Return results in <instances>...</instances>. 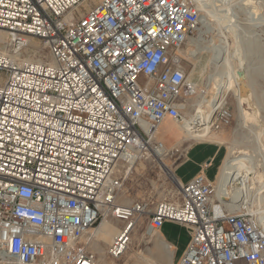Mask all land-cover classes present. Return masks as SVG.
I'll return each mask as SVG.
<instances>
[{
  "label": "built area",
  "instance_id": "2783aa9c",
  "mask_svg": "<svg viewBox=\"0 0 264 264\" xmlns=\"http://www.w3.org/2000/svg\"><path fill=\"white\" fill-rule=\"evenodd\" d=\"M0 0V250L7 264H97L89 230L121 222L120 258L137 224L190 231L176 264H264V228L245 209L212 207L203 174L173 201L119 205V163L163 148L166 119L185 120L190 93L180 51L199 28L193 0ZM82 9V10H81ZM38 40L44 57L31 56ZM32 52V51H31ZM186 100V101H185ZM224 105L210 129L230 125ZM4 264V263H3Z\"/></svg>",
  "mask_w": 264,
  "mask_h": 264
},
{
  "label": "rangeland",
  "instance_id": "374dc122",
  "mask_svg": "<svg viewBox=\"0 0 264 264\" xmlns=\"http://www.w3.org/2000/svg\"><path fill=\"white\" fill-rule=\"evenodd\" d=\"M98 1L89 0L82 8L87 9ZM193 1L199 12L198 32L180 51L187 81L196 93L188 99L193 103L192 98L201 93H204L205 100L213 99L217 84L209 86L208 81L215 67L213 57L217 56L219 63L216 67L223 73L230 70L235 77L232 90L225 93L219 105L229 108L232 113L231 123L218 131L209 129L202 141L186 140L178 124L164 123L156 131L155 140L162 143L167 150L166 154L164 157L161 154H148L149 160L138 159L130 169L125 165L119 166L124 176L121 174L120 177L122 188L117 203L130 205L135 201H145L151 210L159 202L177 198L179 189L173 179L182 184L180 181L197 172L206 173L215 186L218 171L224 161L237 156L241 151L244 155H238L237 159L247 163L246 182L254 188L244 207L247 213L257 217L259 212L264 211V0ZM28 47L39 48L41 57L45 56V50L38 40H32ZM195 48L199 53L197 58L191 56ZM3 49L4 45L0 44V50ZM235 94L241 98L242 115L236 106ZM153 157L163 158L164 163L159 164ZM207 161L210 167L206 166ZM239 186L238 181L234 183V187ZM258 192L263 202L260 209L252 201ZM106 220L117 225L118 234L122 224L111 217L102 220L95 229L98 226L100 228ZM170 224L186 229L176 223ZM146 231L147 222L143 218L133 231L126 252L118 259H111L106 252L117 234L106 245L102 244L101 252L94 250L91 245L88 249L96 254L97 264H161L159 256L172 258V264H176L181 255L165 241L161 232L157 234L166 244L156 247ZM180 241L182 246L186 244L185 235L180 237Z\"/></svg>",
  "mask_w": 264,
  "mask_h": 264
},
{
  "label": "bare ground",
  "instance_id": "6f19581e",
  "mask_svg": "<svg viewBox=\"0 0 264 264\" xmlns=\"http://www.w3.org/2000/svg\"><path fill=\"white\" fill-rule=\"evenodd\" d=\"M246 24L250 25V23L248 22ZM5 36H6L5 33L0 32L1 45H4V42L6 41ZM28 50H32L33 57L35 58H38L42 55V52L39 48L28 47ZM236 52L238 53L239 51L236 50ZM197 55H199V53L197 51V48H195V50L193 49V51L191 52V56L193 58H197ZM217 58H218L217 56L213 57V60L215 61V67L208 81L209 86L215 83L217 84L216 92L214 94L213 99L211 101H207L205 100L204 93H201L196 98H192L194 100L193 103H190L191 99H187V101L185 100L187 103L185 105L187 108H185L184 110L185 120L182 123H175L170 119H166L159 125V127L165 121L169 120L175 124H178L179 130L182 133H184V135H186V140H190V141L203 140L202 137L205 136L210 129V123L212 120V114L214 110L219 107L220 102L223 100L225 93L232 90V83L235 80V77L232 75V72L230 70L223 73L219 70L218 67H216L217 63H219ZM189 94L195 96L196 95L195 90L190 88ZM234 96H235L236 106L239 110V113L242 115L243 108H242L241 98L240 96H238V94H235ZM166 152L167 150L165 148H162L158 152H152L151 155L155 156V154H161L164 157ZM240 154L244 155V153H242L241 151L239 152L238 155ZM238 155L234 157H229L227 160H225L223 165L220 167L218 171L215 180L216 195L214 198V202L212 204V207L214 209H217V205H218L217 203H221L225 205L228 212L237 213V211H241L245 209L244 204H246V202L249 201V195L254 190L253 186L247 184L246 182L247 169H248L247 163H245V160L237 159ZM153 158L161 165L164 163L163 158H159V159L156 157ZM140 159L149 160L150 158L149 156H146ZM119 166H124V164L119 163ZM237 181L239 182L240 186L234 187V183H236ZM173 182L177 187V189H179L181 184H178L176 179H173ZM256 196L257 197L252 201L254 204L256 203L258 209H260L259 206L263 203V202L261 203L262 196L259 194V192L256 193ZM256 219L260 223V225L264 228V211L259 212V215L256 217ZM116 232H117V225L106 220L104 221V223L100 228L98 227L96 229L93 228L89 230L86 235V240L87 239L90 240V245L92 248H94V250L101 252L102 244L106 245L109 242V240H111L117 234ZM146 234L149 236V240L154 242L156 247H158L160 244H164V245L166 244L165 241L158 236L157 232H151L150 230L147 229ZM158 258L161 264H172V260H171L172 258L170 259L167 256H159ZM8 262H9V258L7 257L6 252L0 250V264L3 263L7 264Z\"/></svg>",
  "mask_w": 264,
  "mask_h": 264
},
{
  "label": "crops",
  "instance_id": "0c3cea01",
  "mask_svg": "<svg viewBox=\"0 0 264 264\" xmlns=\"http://www.w3.org/2000/svg\"><path fill=\"white\" fill-rule=\"evenodd\" d=\"M166 122H171V121H169V120H167V121H165L164 123H166ZM163 123V124H164ZM171 123H173V122H171ZM162 124V125H163ZM173 124H175V123H173ZM161 125V126H162ZM160 126V127H161ZM159 127V128H160ZM158 130V129H157ZM187 148H189V146L187 147ZM210 162H208L207 161V163H206V166H208V167H210V165L211 164H209ZM209 164V165H208ZM121 174H122V176H124L123 175V172L121 171L120 173H117L116 174V177H121ZM197 174H199V172H197V173H195L194 175H192L191 177H189L188 179H183L182 181H180L182 184H185V183H187L188 181H190L194 176H196ZM200 174H203L206 178H207V180L208 181H210L212 184H213V182L210 180V178L208 177V175L206 174V173H200ZM126 177V176H125ZM124 177V178H125ZM177 181V180H176ZM177 183L178 184H180L178 181H177ZM136 202V201H135ZM135 202H133V203H135ZM137 202H141V201H137ZM133 203H131V204H133ZM130 204V205H131ZM125 206H128V205H125ZM99 227V226H98ZM97 227V228H98ZM161 232V235H162V237L165 239V241L167 242V243H170L173 247H174V250H175V252H177V253H180V255H182V253L184 252V250L186 249V247H187V244H188V242H189V239H190V231H189V229H184V228H181V227H179V226H176V225H172V224H170L169 222H166V223H164V225H163V227H162V229L161 230H159V233ZM172 233V234H171ZM183 235H185V237L187 238V242H186V244H184L183 246H182V243H181V241H180V237L181 236H183ZM110 244V243H109ZM181 257V256H180Z\"/></svg>",
  "mask_w": 264,
  "mask_h": 264
}]
</instances>
